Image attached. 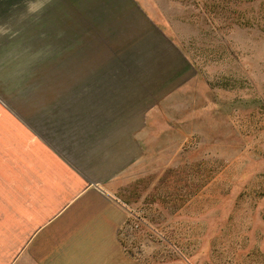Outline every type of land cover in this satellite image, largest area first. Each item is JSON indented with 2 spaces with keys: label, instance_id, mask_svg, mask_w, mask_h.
Here are the masks:
<instances>
[{
  "label": "rangeland",
  "instance_id": "rangeland-1",
  "mask_svg": "<svg viewBox=\"0 0 264 264\" xmlns=\"http://www.w3.org/2000/svg\"><path fill=\"white\" fill-rule=\"evenodd\" d=\"M147 1L199 80L179 122L189 140L168 133L151 145L142 175L116 193L126 204L120 248L128 264H264V0ZM22 20L17 0L0 14V264H23L38 211L39 131L64 115L23 49ZM57 238L45 233L27 249L60 248Z\"/></svg>",
  "mask_w": 264,
  "mask_h": 264
},
{
  "label": "crops",
  "instance_id": "crops-1",
  "mask_svg": "<svg viewBox=\"0 0 264 264\" xmlns=\"http://www.w3.org/2000/svg\"><path fill=\"white\" fill-rule=\"evenodd\" d=\"M17 1L23 49L64 113L39 131L38 211L22 263L128 264L118 238L126 204L116 193L142 175L151 145L168 133L189 140L179 122L197 65L147 0ZM14 2L0 0V14L10 16ZM45 233L63 246L27 249Z\"/></svg>",
  "mask_w": 264,
  "mask_h": 264
},
{
  "label": "clouds",
  "instance_id": "clouds-1",
  "mask_svg": "<svg viewBox=\"0 0 264 264\" xmlns=\"http://www.w3.org/2000/svg\"><path fill=\"white\" fill-rule=\"evenodd\" d=\"M28 11L29 12H34L35 11V9L32 7L31 4L28 5Z\"/></svg>",
  "mask_w": 264,
  "mask_h": 264
}]
</instances>
